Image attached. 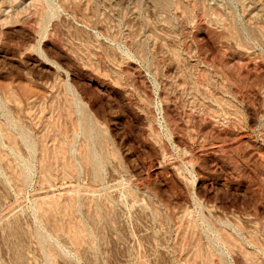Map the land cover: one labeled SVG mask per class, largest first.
<instances>
[{
  "label": "rangeland",
  "instance_id": "rangeland-1",
  "mask_svg": "<svg viewBox=\"0 0 264 264\" xmlns=\"http://www.w3.org/2000/svg\"><path fill=\"white\" fill-rule=\"evenodd\" d=\"M0 264H264V0H0Z\"/></svg>",
  "mask_w": 264,
  "mask_h": 264
}]
</instances>
